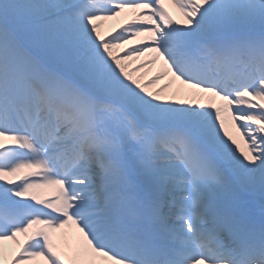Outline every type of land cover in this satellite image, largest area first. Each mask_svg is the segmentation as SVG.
<instances>
[{"label": "snow or ice", "instance_id": "1", "mask_svg": "<svg viewBox=\"0 0 264 264\" xmlns=\"http://www.w3.org/2000/svg\"><path fill=\"white\" fill-rule=\"evenodd\" d=\"M169 3L0 0V264H264V0Z\"/></svg>", "mask_w": 264, "mask_h": 264}, {"label": "bare ground", "instance_id": "2", "mask_svg": "<svg viewBox=\"0 0 264 264\" xmlns=\"http://www.w3.org/2000/svg\"><path fill=\"white\" fill-rule=\"evenodd\" d=\"M165 4L169 5L171 8H173L175 11H177V13L179 12L174 6H172L169 3V0H165ZM136 14L131 12V11H125L120 17L115 18V19H109L106 21H102L99 23H102V28H101V33L104 36H109L110 34H114L116 32H118L122 27H125L129 24V22H131L134 18ZM140 41H144V42H148L146 40L145 37H141L139 38ZM138 41H133V45L137 44ZM132 45H127L126 47H131ZM124 48H121L118 50V54L123 53ZM148 59H150V56H145L143 58H138L132 61H128V65H129V71L133 72L137 67H139L141 64L145 63ZM162 68V64L161 62H157L156 64L147 67V68H143L140 72H135V76L137 78H143L144 82H147L148 80H150L151 78H153L158 72L161 71ZM171 81V87L169 89V91L167 93H165V96L167 99L171 100V99H186V100H190V101H194L195 98H193L194 96L190 94V98L189 95L188 96H183L182 92L179 95H174L175 93H177V91L182 87L181 85H179L178 82L173 81V79L171 77L166 78L165 80L161 81V83L159 85H157L153 91H155L156 89H158L159 87L163 86L164 84H168V82ZM173 85V86H172ZM178 85V88L176 90H173L174 86ZM172 88V89H171ZM187 91L188 90H184ZM183 91V92H184ZM194 103V102H193ZM222 104V102H221ZM221 104H218L219 106ZM227 119V118H226ZM229 130L233 133L234 136L237 137V139L239 140V133H237L235 131V128H233L231 125H229ZM6 144L11 143L10 141H5ZM243 146V145H242ZM51 190V191H50ZM40 195L41 196H55L56 195V189L54 188H48V189H41L40 191ZM52 192V193H49ZM73 232L75 233V230L73 229ZM58 239L60 242V247L59 250L62 253L66 254V258L71 259V256L73 254V251L75 249L76 246V242H75V237L70 234L69 232H64L61 234H58ZM18 246L13 243V242H7L5 244V249H6V264H10L11 261V257L13 254H15V251L17 250ZM63 250V251H62ZM34 264H37V261L34 262ZM42 264V262H41Z\"/></svg>", "mask_w": 264, "mask_h": 264}]
</instances>
